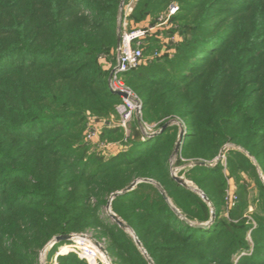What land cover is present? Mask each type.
Listing matches in <instances>:
<instances>
[{
  "label": "trees",
  "instance_id": "16d2710c",
  "mask_svg": "<svg viewBox=\"0 0 264 264\" xmlns=\"http://www.w3.org/2000/svg\"><path fill=\"white\" fill-rule=\"evenodd\" d=\"M121 1L0 0V264H41L90 229L113 264H264V0H139L138 22L179 10L151 37L170 51L125 74L143 102L128 132L108 86ZM143 122L162 130L142 141ZM118 192L144 251L104 213Z\"/></svg>",
  "mask_w": 264,
  "mask_h": 264
},
{
  "label": "built area",
  "instance_id": "2783aa9c",
  "mask_svg": "<svg viewBox=\"0 0 264 264\" xmlns=\"http://www.w3.org/2000/svg\"><path fill=\"white\" fill-rule=\"evenodd\" d=\"M136 0H131L127 4V11L133 10V2ZM179 10V6L171 7L169 14L157 25H151L146 27L137 28L134 30H128L122 33L121 40L117 48V62L113 67L109 79L108 86L111 92L118 94L122 102L117 106V112L119 116L118 125L128 130V125L134 117L140 118L143 113V102L139 95L126 84L123 75L126 73L138 69L145 61V47L149 38L154 36V33L162 30L164 28L172 27L171 18ZM126 12L125 17L129 14ZM161 40V49L154 52L152 57H158L164 54L166 51H170L168 48L169 38L159 36ZM175 41L178 40L177 37L173 38ZM182 133H185L187 128L183 123H180ZM143 137L142 141L153 138L158 133L161 132V128H156V126H150L143 122L142 124ZM99 131H93L88 135V138H95ZM103 147H107L102 143ZM223 159V165L226 167V158L224 155L221 157ZM217 161V159H216ZM213 166L215 163H209ZM182 169V168H180ZM175 175H177L178 169H175ZM183 177V176H181ZM200 195L203 197L204 193L199 191ZM237 200V195L234 188L227 192V202L228 207H232ZM60 246L56 253V257L59 255H66L69 253H75L77 256L85 260L87 264H100V249L97 248L90 239L84 235H75L71 240Z\"/></svg>",
  "mask_w": 264,
  "mask_h": 264
},
{
  "label": "rangeland",
  "instance_id": "374dc122",
  "mask_svg": "<svg viewBox=\"0 0 264 264\" xmlns=\"http://www.w3.org/2000/svg\"><path fill=\"white\" fill-rule=\"evenodd\" d=\"M131 0H122L121 1V7H120V16H119V19H118V28H119V36L122 35L123 32L125 31H130V30H134V29H137V28H141V27H146V26H151V25H157L158 23H160L165 17H167V15L169 14V11L171 9V7L173 6H178L176 3H173L170 5L168 11L166 12H162L161 14L158 15V17H151V16H148L145 20L143 21H136L133 17H132V14L134 13V10L138 4V1L139 0H136L133 2V10L132 11H127V4L128 2H130ZM126 12H129V14L127 15V17H125V14ZM178 13V11L176 12V14ZM175 14V15H176ZM174 15V16H175ZM155 19V21L153 22V20ZM150 47H152L150 49ZM161 41H158L157 42L153 41L152 38H149L148 41H147V44H146V47H145V59H149L152 57V55L154 54V52L158 49H161ZM116 52H113V54H115ZM162 55V54H161ZM116 56V54H115ZM103 60V59H101ZM105 61V60H104ZM107 67H110V64L107 66ZM123 78H125V75H123ZM109 79V78H108ZM118 123V122H117ZM148 125L150 126H156L155 123H147ZM128 132V130H127ZM228 147L229 146H233L231 144H228L227 145ZM235 147V146H234ZM226 162V161H225ZM176 167H174L173 169H175ZM180 168H183L182 166H178L176 169L180 170ZM173 173L175 175V170H173ZM181 177V176H179ZM264 179V178H263ZM253 184V182H252ZM199 192V191H198ZM252 192H255V191H252ZM251 200H250V203L252 201V197H250ZM111 199H109L110 201ZM249 212L252 213L254 212L255 210V205H252V203L250 204L249 206ZM104 213L105 214H108V209H107V206L104 208ZM255 223V222H254ZM128 232L133 236L134 240H135V237L136 235L134 234L133 230L131 229H127ZM97 230H94V229H90L84 233H73L74 235H84L85 237H87L88 239L91 240V242L94 244L95 241L99 242L102 247H104L105 249V246H106V242L103 240H99L98 239V234H97ZM138 239V238H137ZM250 242H252L250 239H249ZM68 242H72L71 240L70 241H67L66 243ZM136 242V241H135ZM52 247L51 245L49 246V244L42 250L41 252V264H47V256H48V253H49V248ZM98 248V247H97ZM106 250V249H105ZM143 250V249H141ZM144 251V250H143ZM101 252V250H100ZM103 253V252H102ZM108 253V252H107ZM75 254V253H74ZM77 255V254H76ZM58 257V256H57ZM57 257H56V254L53 256V258L51 259V261L53 262V264H57ZM108 260L110 261L111 264L112 263V259L111 257L109 256L108 254ZM100 264H106V261L104 260V258L102 256H100Z\"/></svg>",
  "mask_w": 264,
  "mask_h": 264
},
{
  "label": "water",
  "instance_id": "95a60500",
  "mask_svg": "<svg viewBox=\"0 0 264 264\" xmlns=\"http://www.w3.org/2000/svg\"><path fill=\"white\" fill-rule=\"evenodd\" d=\"M120 40H121V36H119V42H120ZM168 124H169V123H167V124L165 125V127L168 126ZM161 130H162V129H161ZM184 135H185V133H183V134L180 136V139H179V141H178V143H177V145H176V148H175V150H174V155H177V154L180 153L181 146H182V143H183ZM223 151H224V149H222V151L220 152V155L217 157V161H219V160L221 159V157H222V155H223ZM201 164L210 166V164H209L208 162H206V161H202ZM174 176H175L176 180H177L179 183H181V184H183V185H185V186H190L189 183H188V181L185 180L184 177H179L178 175H174ZM142 180H143V181H151V180H149V179H140V180H136V181H134L131 185H129L126 189H124L123 192H127V191L132 190V189L137 185V183H138L139 181H142ZM192 188L195 189V190H197V191H200L198 188H195V187H192ZM120 193H121V192L115 193V194L111 197V200H110V201L108 202V204H107L108 213H109V215H110V216H111V217H112L117 223H119V225H120L122 228H124V229H130V228L128 227V225H127L126 223L122 222V221L117 217V215L112 211V209H111V203H112V200L114 199V197H116V196H117L118 194H120ZM203 197H204L205 199H207V197H206L205 195H203ZM200 226H201V227H206L207 225H206V224H201ZM74 236H75L74 234H64V235L57 236V237H55V238L51 241V243L49 244V246H50V245L52 246L53 244H55V243H59V242H67V241H70V240H72V239L74 238ZM135 241H136L137 245H138L141 249H143V246H142V244L140 243V241L137 239V237H135ZM94 245H95L96 247H98V248L103 252V254H104L105 256L108 257V253H107V251L104 249V247H102V245H101L99 242L95 241V242H94ZM149 262H150V264H154V263L152 262L151 259H149Z\"/></svg>",
  "mask_w": 264,
  "mask_h": 264
},
{
  "label": "bare ground",
  "instance_id": "6f19581e",
  "mask_svg": "<svg viewBox=\"0 0 264 264\" xmlns=\"http://www.w3.org/2000/svg\"><path fill=\"white\" fill-rule=\"evenodd\" d=\"M104 260L106 261V264H111L110 261L108 260L107 256H105L102 251L100 252Z\"/></svg>",
  "mask_w": 264,
  "mask_h": 264
}]
</instances>
